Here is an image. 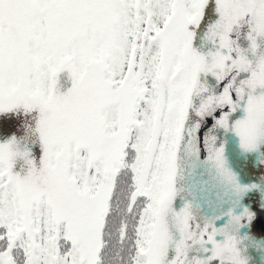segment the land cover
Here are the masks:
<instances>
[{
  "label": "snow or ice",
  "instance_id": "1",
  "mask_svg": "<svg viewBox=\"0 0 264 264\" xmlns=\"http://www.w3.org/2000/svg\"><path fill=\"white\" fill-rule=\"evenodd\" d=\"M0 264H264V0H0Z\"/></svg>",
  "mask_w": 264,
  "mask_h": 264
}]
</instances>
